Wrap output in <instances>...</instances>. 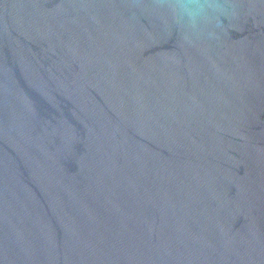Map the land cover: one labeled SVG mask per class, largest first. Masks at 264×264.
Wrapping results in <instances>:
<instances>
[{
  "label": "water",
  "instance_id": "obj_1",
  "mask_svg": "<svg viewBox=\"0 0 264 264\" xmlns=\"http://www.w3.org/2000/svg\"><path fill=\"white\" fill-rule=\"evenodd\" d=\"M0 0V264H264V0Z\"/></svg>",
  "mask_w": 264,
  "mask_h": 264
},
{
  "label": "clouds",
  "instance_id": "obj_2",
  "mask_svg": "<svg viewBox=\"0 0 264 264\" xmlns=\"http://www.w3.org/2000/svg\"><path fill=\"white\" fill-rule=\"evenodd\" d=\"M212 8L211 0H176L177 16L195 23Z\"/></svg>",
  "mask_w": 264,
  "mask_h": 264
}]
</instances>
